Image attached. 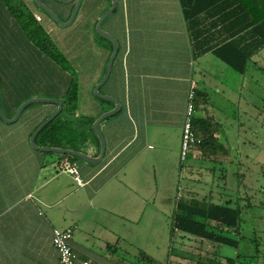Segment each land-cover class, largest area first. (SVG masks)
Masks as SVG:
<instances>
[{"label": "crops", "instance_id": "1", "mask_svg": "<svg viewBox=\"0 0 264 264\" xmlns=\"http://www.w3.org/2000/svg\"><path fill=\"white\" fill-rule=\"evenodd\" d=\"M19 1L32 17L41 16L34 22L74 70L78 83L74 117L97 119L113 109V102L94 95L112 52L107 39L95 35V25L110 0H82L66 28L34 0ZM39 1L62 22L74 6ZM212 1L188 21L179 0H115L113 13L101 27L117 41L118 50L99 92L116 99L120 109L98 125L104 140L101 159L73 161L82 186L59 172L60 154L34 149L29 143L56 105H29L12 124L0 119V264H60L52 230L67 228L72 230L69 245L76 264H129L118 258L119 250L131 257L161 248L169 253L168 221L178 195L231 206L241 198L244 206V196L234 195L223 171L250 159L245 98L251 92L249 64L253 61L261 68L258 60L264 62V55L257 56L264 47L247 59L243 73L217 57L215 50L227 46L225 53L234 58L236 47L249 50L264 1ZM47 60L0 0L3 114L14 116L22 104L15 109V103L25 98L60 101L70 75ZM188 103L193 106L192 131L205 142L193 147L181 164ZM77 147V152L93 159L100 155L99 139L89 132ZM216 179H223L222 184ZM156 240H162L160 246L149 243Z\"/></svg>", "mask_w": 264, "mask_h": 264}, {"label": "trees", "instance_id": "2", "mask_svg": "<svg viewBox=\"0 0 264 264\" xmlns=\"http://www.w3.org/2000/svg\"><path fill=\"white\" fill-rule=\"evenodd\" d=\"M7 6L14 19L18 22L23 32L33 43L36 50L41 53L47 61L53 63L61 70L69 72L70 80L65 89V93L62 94L59 99L62 104L61 112L46 126H44L36 136L35 143L44 145L51 148H69L71 150H78V145L83 143L87 138L89 132L92 137L97 141V137L92 131V124L96 118L80 116L74 117L78 102V83L76 76L69 71V65L53 42L44 32L43 28L36 24L34 17L31 16L25 9L21 8V2L19 0H1ZM184 10V15L188 21H192L198 12L206 4H211L212 0H179ZM264 1V0H263ZM206 3V4H205ZM202 4V5H201ZM254 40H252L251 48L247 51L238 50L236 47V53L238 57H230L225 53L224 49L218 48L215 50V55L233 68L238 73H243L246 69L247 59L255 54L259 49L264 47V12H261L260 21L255 24ZM95 35L101 39L97 33ZM112 50L111 43L106 40ZM242 52L244 54H242ZM46 61V60H45ZM3 70L0 69V101L1 95L5 88L6 82L3 80ZM29 98H25L15 103V109L24 101ZM4 115L11 118L13 114ZM200 140V139H199ZM205 142L200 140L197 146H204ZM67 159L73 162L76 158L69 155H60V160ZM240 200L236 199L234 206L229 204H213L205 201L204 199H183L179 198L176 202L175 209L172 216L171 228H170V241L173 245L175 239H177L178 233L182 234V237L189 236L205 240L218 245H225L234 249H239L240 240L242 238V211L248 209L251 206L248 198H244V206L240 205ZM176 229V231H174ZM170 246L168 258L170 256H180L176 250ZM181 254V253H180ZM145 260L151 264H156L155 261L148 257H144ZM181 256L184 257L183 254ZM219 256V255H218ZM223 262L218 260L216 264H247L245 255L237 253L235 257L221 256ZM210 263V262H209ZM166 264H172L169 260ZM213 264V263H212Z\"/></svg>", "mask_w": 264, "mask_h": 264}, {"label": "rangeland", "instance_id": "3", "mask_svg": "<svg viewBox=\"0 0 264 264\" xmlns=\"http://www.w3.org/2000/svg\"><path fill=\"white\" fill-rule=\"evenodd\" d=\"M263 55L264 50L257 58ZM258 61L261 68L254 65L253 61L249 64L251 92L248 97H245L248 106L246 107L248 111L246 126L250 128L251 140V145L246 146V149L249 150L250 159L241 162L242 164L236 161L230 169L223 171V174L228 173V186L234 191V195L244 196L243 198H248L251 203L248 209L242 211L243 229L239 249L193 237H178L172 246V242L168 240L167 248L170 249L171 246L184 257L173 255L169 259L168 253L162 251V248L158 251H142L144 257L152 259L156 264H166L164 263L166 259H169L172 264H216L214 261L216 262L218 258L223 262L221 256L235 257L237 253L245 255L242 260H246L247 264H264V62ZM68 68L74 74L71 66ZM217 181L222 184L223 179H216L214 182L217 183ZM169 223L171 222L168 221ZM170 228L169 225V231ZM161 242L162 240H156L149 243L160 246ZM118 258L129 264H151L140 255L131 257L121 250L118 251Z\"/></svg>", "mask_w": 264, "mask_h": 264}, {"label": "water", "instance_id": "4", "mask_svg": "<svg viewBox=\"0 0 264 264\" xmlns=\"http://www.w3.org/2000/svg\"><path fill=\"white\" fill-rule=\"evenodd\" d=\"M59 3L62 4H69V3H74L73 9L71 11V14L68 18V20L66 22H62L60 21V19L58 18V16L52 11L50 10L48 7H46L45 5H43L39 0H34V2L36 3V5L46 14L48 15L58 26L62 27V28H66L69 27L77 13L78 10L80 8L81 5V1L82 0H56ZM111 5L110 7L103 13L100 15L99 19L97 20V23L95 25V30L96 33L104 38H106L107 40H109L112 43V52L110 54V57L108 59L107 65H106V69L105 72L101 78V80L96 84V86L94 87V95L101 99V100H108L114 103L115 107L109 111H106L104 113H102L92 124V129L95 133V135L97 136V138L99 139L100 142V155L97 159H93L81 152H77V151H72V150H67V149H62V148H51V147H37L35 145V137L38 134V132L44 127L46 126L50 121H52L62 110V104L59 100H55V99H50V98H30L27 99L26 101H24L16 110L14 116L11 119H7L0 107V119L4 122V123H8V124H12L14 123L18 117L20 116V114L22 113V111L28 107L29 105L35 104V103H51L57 106V109L55 112H53L50 116H48L31 134L30 139H29V143L31 145L32 148L34 149H38L40 151H44V152H53V153H57L60 155H69V156H73L76 157L78 159L87 161V162H98L104 152V140L102 135L99 132L98 129V125L100 122H102L103 120L112 117L113 115H115L118 110L120 109L119 103L116 99H114L111 96H107V95H103L99 92L100 87L105 83V81L107 80L110 71H111V67H112V63L113 60L116 56L117 50H118V44L117 41L106 31H104L101 27L102 23L104 22V20L113 13L115 7H116V2L115 0H110Z\"/></svg>", "mask_w": 264, "mask_h": 264}, {"label": "built area", "instance_id": "5", "mask_svg": "<svg viewBox=\"0 0 264 264\" xmlns=\"http://www.w3.org/2000/svg\"><path fill=\"white\" fill-rule=\"evenodd\" d=\"M35 20L40 22L41 16L36 14L34 16ZM193 95V91L190 92L189 98ZM193 110V106L191 103H188L186 109V118L182 128V139H181V147H180V163L183 164L193 147H196L200 140L196 138L195 134L191 128V113ZM58 170L59 172L65 173L70 176V178L75 182L76 185L82 186L84 183L80 178L78 168L76 163L70 162L67 159H62L58 162ZM180 190V187H178ZM180 196L176 197L178 200ZM176 231V229H174ZM72 237V230L70 228L67 229H53L52 230V245L56 249L60 264H76V256L72 251L69 242ZM83 264H88L87 262H83Z\"/></svg>", "mask_w": 264, "mask_h": 264}]
</instances>
